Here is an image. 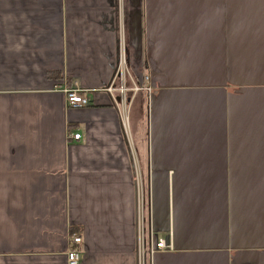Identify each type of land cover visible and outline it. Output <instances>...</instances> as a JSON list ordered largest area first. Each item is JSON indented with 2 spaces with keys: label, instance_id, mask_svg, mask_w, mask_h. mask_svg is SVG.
<instances>
[{
  "label": "crops",
  "instance_id": "1",
  "mask_svg": "<svg viewBox=\"0 0 264 264\" xmlns=\"http://www.w3.org/2000/svg\"><path fill=\"white\" fill-rule=\"evenodd\" d=\"M137 180L147 264H264V0H0V264H138Z\"/></svg>",
  "mask_w": 264,
  "mask_h": 264
},
{
  "label": "built area",
  "instance_id": "2",
  "mask_svg": "<svg viewBox=\"0 0 264 264\" xmlns=\"http://www.w3.org/2000/svg\"><path fill=\"white\" fill-rule=\"evenodd\" d=\"M121 34L123 30L121 29ZM119 60L117 68L111 78L109 84L103 89L104 92L112 96L113 103L122 120V126L125 134L128 135L129 130V107L130 99L139 92L150 94L153 90V79L150 74L144 75L140 85L130 84L128 79V69L125 58V45L123 36H120ZM65 100L69 107L82 108L90 105L89 91L80 88L76 83L71 88L63 90ZM73 140H79L80 134L73 133L70 135ZM138 191V225H137V258L138 264H147V259L154 256L158 252L172 251L174 249L171 231L168 238L155 239L152 227H146L145 217L142 207V184L137 180ZM150 222V221H149ZM81 238H73V243H80ZM79 256L77 252L72 251L67 255L68 264H77Z\"/></svg>",
  "mask_w": 264,
  "mask_h": 264
},
{
  "label": "rangeland",
  "instance_id": "3",
  "mask_svg": "<svg viewBox=\"0 0 264 264\" xmlns=\"http://www.w3.org/2000/svg\"><path fill=\"white\" fill-rule=\"evenodd\" d=\"M144 75H148L147 73L146 74H144ZM153 86V85H152Z\"/></svg>",
  "mask_w": 264,
  "mask_h": 264
}]
</instances>
